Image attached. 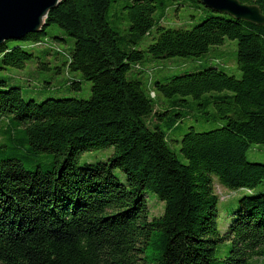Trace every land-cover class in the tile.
<instances>
[{"label":"trees","instance_id":"16d2710c","mask_svg":"<svg viewBox=\"0 0 264 264\" xmlns=\"http://www.w3.org/2000/svg\"><path fill=\"white\" fill-rule=\"evenodd\" d=\"M112 1L62 0L39 32L0 44V69L23 68L36 57L28 47L51 43L46 27L55 24L73 44L68 52L47 48L65 55L67 74L91 82L86 99L38 102L0 77V264H264V189L255 190L264 162L246 157L252 143H264V24L210 10L191 28L166 27L153 17L157 0H127L130 37L121 36L106 18ZM239 1L264 14V0ZM226 37L237 40L240 78L206 67L155 80L147 91L127 76L149 57L198 56ZM71 85L79 89L80 80ZM223 90L231 93L205 96ZM156 92L179 98L158 108ZM187 97L212 104L225 123L190 127L178 140L182 162L166 132L184 117ZM108 146L106 160L78 164L83 152ZM213 175L253 193L239 198L223 233ZM146 190L163 201L161 215L150 218ZM154 231L158 254L150 256ZM223 241L230 247L221 263Z\"/></svg>","mask_w":264,"mask_h":264},{"label":"rangeland","instance_id":"374dc122","mask_svg":"<svg viewBox=\"0 0 264 264\" xmlns=\"http://www.w3.org/2000/svg\"><path fill=\"white\" fill-rule=\"evenodd\" d=\"M127 0H113L106 14L109 24L121 36H129V22L124 5ZM156 10L153 17L159 24L173 28H191L201 21L205 16L211 13L197 0H157ZM48 45H35L28 47L33 51L34 58L28 60L23 68L6 66L0 69V77L7 81L9 86L16 85L20 88L21 94L25 99H35L42 101L47 97H76L86 99L90 95L91 82L85 80L79 72H70L67 74L64 69L65 55L55 53L47 48L53 45V48L61 49L62 52L69 51L73 44L72 37L66 35L57 25L51 24L46 27ZM152 34H155V26L151 29V35H144L137 42L138 48H145L152 40ZM57 37V38H56ZM58 38H63L58 39ZM44 64V65H43ZM141 70H135L133 67L127 72L128 77H137L143 82V87L147 91L154 89L155 80L164 81L172 75H178L184 72L201 70L206 67H216L237 78L241 77L242 72L237 65V40L225 38L224 42L219 45H212L208 51L198 56H170L165 58L153 59L147 58L140 61ZM61 70V71H60ZM80 80V88L70 86V80ZM231 93L228 90L213 91L206 93L205 96ZM153 97L154 93L150 92ZM179 96L165 97L156 92L154 98L155 107L167 109L175 104ZM187 103L182 105L184 117L177 125L166 132V138L169 146L177 154V157L186 162L185 158L179 151V142L181 136L187 132L190 127L195 131H208L224 125L225 120L217 116L212 104L205 107L196 105L200 100H194L187 97ZM182 104V103H181ZM166 117V116H163ZM149 121V118H147ZM113 146L83 152L78 158V164L85 162H95L97 160H106L113 152ZM249 161L264 162V143H252L246 153ZM112 172L122 181H125V174L119 169L114 168ZM213 177L214 192L218 196L217 225L221 233L225 232L231 219L232 212L238 207L240 197L253 194L246 188L230 189L219 184L215 175ZM264 189V180L255 189L262 191ZM146 203L150 213V218L159 216L164 209V203L158 196L146 190ZM157 231L153 232L152 239L148 244L147 253L150 256L158 254V248L155 246ZM230 241H223L216 245V257L222 260L228 254Z\"/></svg>","mask_w":264,"mask_h":264},{"label":"water","instance_id":"95a60500","mask_svg":"<svg viewBox=\"0 0 264 264\" xmlns=\"http://www.w3.org/2000/svg\"><path fill=\"white\" fill-rule=\"evenodd\" d=\"M62 0H0V44L20 39L29 32H39L49 10ZM206 8L235 19L264 24V14L257 4L239 0H197Z\"/></svg>","mask_w":264,"mask_h":264}]
</instances>
